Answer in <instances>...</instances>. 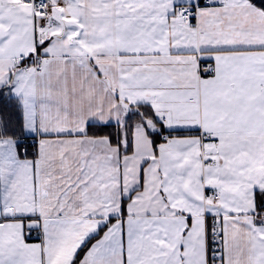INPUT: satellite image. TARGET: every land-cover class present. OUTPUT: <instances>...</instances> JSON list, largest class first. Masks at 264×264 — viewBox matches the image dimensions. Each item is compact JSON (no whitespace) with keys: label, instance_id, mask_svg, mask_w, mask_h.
<instances>
[{"label":"snow or ice","instance_id":"obj_1","mask_svg":"<svg viewBox=\"0 0 264 264\" xmlns=\"http://www.w3.org/2000/svg\"><path fill=\"white\" fill-rule=\"evenodd\" d=\"M0 264H264V0H0Z\"/></svg>","mask_w":264,"mask_h":264}]
</instances>
